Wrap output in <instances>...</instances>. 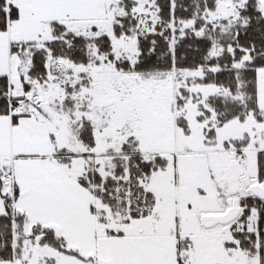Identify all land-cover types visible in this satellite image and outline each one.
<instances>
[{
	"label": "snow or ice",
	"instance_id": "snow-or-ice-1",
	"mask_svg": "<svg viewBox=\"0 0 264 264\" xmlns=\"http://www.w3.org/2000/svg\"><path fill=\"white\" fill-rule=\"evenodd\" d=\"M0 264H264V0H0Z\"/></svg>",
	"mask_w": 264,
	"mask_h": 264
}]
</instances>
